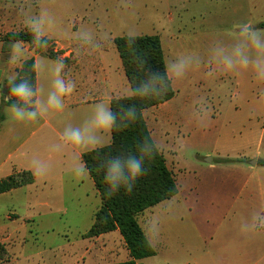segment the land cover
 <instances>
[{"label": "rangeland", "instance_id": "obj_1", "mask_svg": "<svg viewBox=\"0 0 264 264\" xmlns=\"http://www.w3.org/2000/svg\"><path fill=\"white\" fill-rule=\"evenodd\" d=\"M35 1L6 3L12 2L11 8L16 7L14 16L27 22L34 15ZM237 3L238 0H41L36 6L37 14L48 8L55 15L58 28L54 32L62 38L73 36L75 30L89 29L98 36L107 34V46L114 48L113 40L128 36L129 31L135 37L158 36L167 64L180 54L206 55L214 41L231 42L244 24L259 29L264 22L263 8L259 13L249 12L250 16L248 12H235ZM210 72L212 68L202 64L182 80H173L174 97L165 106L145 112L148 126L153 129V141L173 172L178 195L153 208L155 213L149 221H140L145 234L158 230L149 242L155 256L140 264H242L241 249L250 245L261 250L259 264H264L262 236L200 235L204 228L199 223L201 219L189 215L195 154L204 156L224 122H237L253 107L264 105V84H258L250 73ZM4 88L5 83L0 86V96ZM201 110L203 120L198 123L194 113ZM245 156L243 161H248L250 157ZM200 162V167H207ZM4 178L0 172V181ZM70 178L82 176L73 174ZM175 200L179 201L177 205ZM99 206V197L87 179L74 186H36L33 192L18 190L11 196H2L0 264H72L74 253L80 251L79 238L89 230ZM13 212L17 217L10 214ZM237 227L238 223L233 222L232 228Z\"/></svg>", "mask_w": 264, "mask_h": 264}, {"label": "crops", "instance_id": "obj_2", "mask_svg": "<svg viewBox=\"0 0 264 264\" xmlns=\"http://www.w3.org/2000/svg\"><path fill=\"white\" fill-rule=\"evenodd\" d=\"M36 1L33 2L35 9L33 16L37 15L38 6L36 5H39L41 0L38 4ZM6 2L7 0H0V86L7 83L9 75L17 73L24 61L32 59L35 69V87L42 88L46 95L51 87L50 70L53 62L62 58L65 64L62 75L65 79L74 81L76 87L70 96L64 98L63 111L50 112L37 121L29 123H16L12 120L11 114L6 111L7 107H2L3 98L1 96L4 89L1 90L0 108L1 111L3 110L4 120L0 123V172L4 173L5 178L20 171L33 175L31 161L34 157L51 160L52 167L49 174L42 179H37L33 175L34 187L32 184L14 189L0 194V198L11 196L18 190L33 192L36 186L50 189L56 185L68 183L74 186L84 183L86 179L93 185L87 172L82 175L83 179L70 178L73 176L71 171V165L74 163L73 154L71 152L53 153L52 146L60 142L61 134L67 125L81 124L90 115L94 104L104 101L110 105L113 99L131 96V88L114 43V48L107 46L108 41L98 50L81 49L73 36L62 38L58 33L53 32L50 34L49 47L40 53H35L29 45L20 42L23 56L17 62L12 63L10 62L13 56L11 46L14 43L5 41L4 37L8 33L28 29V27L21 16H14L16 7L11 8L12 2H9V5ZM261 8L264 10V0H238L235 12H248L251 16L252 13L249 12L259 13ZM74 28L77 29V26ZM259 29L264 28L259 27ZM76 32L77 30L73 34ZM47 50L52 52L54 58L47 56ZM168 102L158 107H163ZM148 110H144L142 115L153 140V129L148 126L147 117H145V112ZM250 111L249 115L237 122H224L223 124L221 122L222 131H219L217 138L212 141V147L205 149L202 157L195 154L191 170L192 183L190 184L188 207L189 215L192 217L197 215L202 221L199 222L200 225H204L203 230L199 231L200 235H229L228 237L233 236L234 233L243 235L239 231L241 221L249 218L253 211L264 207V167L258 164L259 161H264V105L253 107ZM109 135L111 137V134ZM227 141L230 145L224 144ZM88 151L91 150H75L80 158ZM245 155L254 159L253 165L250 158L248 161H243ZM205 157L209 158L205 160ZM200 161H203L207 167H200ZM228 164L230 167L225 168ZM223 166L224 168H221ZM94 194H97L95 188ZM173 203L177 205L179 201L175 200ZM156 206L138 216L137 220L141 228L140 221L142 219L149 221L150 216L155 213L152 209ZM163 209H161L162 213H165ZM10 214H15L17 217L16 212ZM6 219L8 220V216ZM233 222L238 223L235 230L232 228ZM142 230L145 233L143 228ZM249 235H259L264 238V232ZM81 236L79 238L80 251L77 254L74 253L72 264H118L130 259L120 235L114 237L104 234L94 238ZM243 248L240 259L242 264L261 263V258H258L261 250L258 247L250 245Z\"/></svg>", "mask_w": 264, "mask_h": 264}, {"label": "clouds", "instance_id": "obj_3", "mask_svg": "<svg viewBox=\"0 0 264 264\" xmlns=\"http://www.w3.org/2000/svg\"><path fill=\"white\" fill-rule=\"evenodd\" d=\"M26 23L33 37L32 43L38 48L46 49L49 46L50 34L58 28L55 15L48 8H42ZM73 39L81 49L98 50L109 37L107 34L98 36L89 29H80L73 34ZM127 43L129 46L135 44L134 32L129 31ZM11 47L13 56L10 62L15 63L23 56V49L19 41ZM135 60L145 75L131 88V94L141 98L165 94L173 80H182L190 70L198 69L202 64L212 68L210 75L215 71L237 75L250 73L258 84H264V29L244 24L231 42L214 41L204 56L196 53L180 54L165 65L163 72L149 73L145 68L147 64L145 58L138 56ZM64 68L62 58L53 62L50 70L51 87L46 95L42 88L35 87L27 78H19L15 73L7 77L9 92L3 98V102L7 105L6 111L11 114L14 122H35L50 112L63 111L64 98L70 96L76 87L74 81L65 79L62 75ZM9 100L13 102L9 104ZM202 112L203 110L194 113L198 123L203 120ZM136 118L135 105L121 106L118 111H113L109 104L100 101L92 106L90 115L81 124L75 126L69 124L64 128L60 142L52 146V152L60 154L71 152L74 156L71 171L80 177L87 172V168L75 150H95L105 145L110 142L109 134L114 129L127 127L128 123ZM158 150V145L154 141L145 138L137 143L135 151L109 156L103 160L100 168L104 172L109 194L119 191L121 187L131 191L137 179L148 171L145 160L151 159ZM51 167V160L34 157L31 161L32 172L37 179L46 177ZM157 231L146 233L149 242ZM239 231L243 235L264 232V207L253 211L249 218L242 220Z\"/></svg>", "mask_w": 264, "mask_h": 264}, {"label": "trees", "instance_id": "obj_4", "mask_svg": "<svg viewBox=\"0 0 264 264\" xmlns=\"http://www.w3.org/2000/svg\"><path fill=\"white\" fill-rule=\"evenodd\" d=\"M259 27L264 28V22ZM4 40L12 43L17 41L25 43L35 53L45 50L32 43L33 37L28 29L8 33ZM127 40L128 36L117 37L113 43L130 88L135 87L136 82L145 75L136 63L135 57L139 56L147 60L145 68L149 73L164 71L165 62L158 36L135 37V44L132 46L128 45ZM47 56L54 58L49 50H47ZM16 74L19 78H27L35 86V69L32 59L24 61ZM4 90L9 92L8 83H5ZM174 95L175 92L170 83L169 90L158 97L141 98L131 94L127 98L111 100L110 107L113 111H118L121 106L135 105L137 118L129 122L127 127L114 129L110 133L109 145L85 152L81 156V161L86 165L87 173L100 199V207L95 213L93 223L84 238H94L117 231L130 257L129 260L118 264H139V261L155 256L156 253L137 219L144 211L176 196L177 186L172 172L167 168L165 159L159 150L151 159L145 160V167L148 171L137 179L131 191L121 187L119 191L109 194V188L105 183L104 172L100 168V164L109 156L135 151L138 142L145 138L151 139L142 112L170 101ZM1 97L4 98L5 96L2 95ZM12 102L11 100L8 101L9 104ZM2 107H7V105L2 102ZM3 120L4 116L0 108V123ZM258 164L264 167V161H259ZM33 183L34 176L31 173L26 171L14 172L0 181V194Z\"/></svg>", "mask_w": 264, "mask_h": 264}, {"label": "water", "instance_id": "obj_5", "mask_svg": "<svg viewBox=\"0 0 264 264\" xmlns=\"http://www.w3.org/2000/svg\"><path fill=\"white\" fill-rule=\"evenodd\" d=\"M2 95L7 96V95H8L7 91H6V90H3V91H2ZM253 164H254V161H252V165H253Z\"/></svg>", "mask_w": 264, "mask_h": 264}]
</instances>
